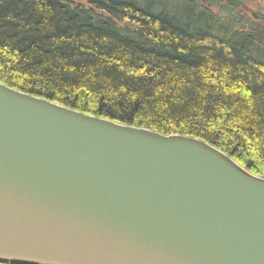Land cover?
Returning <instances> with one entry per match:
<instances>
[{"label": "water", "instance_id": "water-1", "mask_svg": "<svg viewBox=\"0 0 264 264\" xmlns=\"http://www.w3.org/2000/svg\"><path fill=\"white\" fill-rule=\"evenodd\" d=\"M0 261L264 264V177L0 82Z\"/></svg>", "mask_w": 264, "mask_h": 264}, {"label": "trees", "instance_id": "trees-1", "mask_svg": "<svg viewBox=\"0 0 264 264\" xmlns=\"http://www.w3.org/2000/svg\"><path fill=\"white\" fill-rule=\"evenodd\" d=\"M185 1L186 18L153 0H0V82L200 138L264 177V15ZM232 14V29L214 25Z\"/></svg>", "mask_w": 264, "mask_h": 264}, {"label": "rangeland", "instance_id": "rangeland-1", "mask_svg": "<svg viewBox=\"0 0 264 264\" xmlns=\"http://www.w3.org/2000/svg\"><path fill=\"white\" fill-rule=\"evenodd\" d=\"M80 2H85V0H75ZM156 3H159L160 7H165L170 11H179L183 12L184 17L188 16V12L191 9V4L186 2L185 0H153ZM242 2V6L245 5L244 9L247 12H251L252 14L255 12L259 15V12H264V0H240ZM214 10H217L219 15H223L220 13V9L214 7ZM200 12V10H197ZM245 16V14H242ZM236 15L232 14L230 20L216 19L213 23L217 27H230L231 29L234 26V22L236 19Z\"/></svg>", "mask_w": 264, "mask_h": 264}, {"label": "flooded vegetation", "instance_id": "flooded-vegetation-1", "mask_svg": "<svg viewBox=\"0 0 264 264\" xmlns=\"http://www.w3.org/2000/svg\"><path fill=\"white\" fill-rule=\"evenodd\" d=\"M261 15H264V12H261Z\"/></svg>", "mask_w": 264, "mask_h": 264}]
</instances>
